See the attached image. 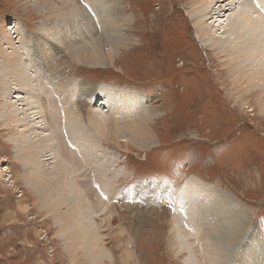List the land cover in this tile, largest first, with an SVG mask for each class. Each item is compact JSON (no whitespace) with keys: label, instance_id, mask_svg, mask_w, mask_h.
Returning a JSON list of instances; mask_svg holds the SVG:
<instances>
[{"label":"rangeland","instance_id":"1","mask_svg":"<svg viewBox=\"0 0 264 264\" xmlns=\"http://www.w3.org/2000/svg\"><path fill=\"white\" fill-rule=\"evenodd\" d=\"M198 1L50 0L47 8L37 10L33 0H0V264H186L189 250L193 255L188 264H209L208 247L195 241L201 238H192L194 229L186 228L180 216H188L186 207H178L192 177L245 208L247 233L256 229L262 236H257L260 250L246 261L264 264V74L258 77L262 89L245 94L244 70L231 67V34H225L227 43H213L206 34L208 44L201 40L196 26L206 30L216 13L198 12ZM240 4L254 17L264 14ZM225 9L214 25L228 22L233 9ZM112 26L114 37L123 38L113 53L109 48L115 38L106 31ZM40 36L55 41V46L41 42L40 54L49 59L45 65L34 54ZM95 39L109 50L110 65L88 66L72 57L68 47L74 50ZM9 51L19 65L20 54L24 57L25 73L35 70L39 92L32 105L23 85L18 91L21 76L13 72L9 78L3 71ZM251 59L255 57L242 63ZM98 84L107 90L91 101L87 91ZM122 89L146 99V112H141L156 145L143 150L125 137L112 144L90 126L89 108L100 107L106 117L108 107L99 106L100 101L109 97L108 91ZM16 94L30 108L27 113L32 111L30 118L37 117L34 124L43 119L52 135L47 141L50 155L39 158L42 165L64 173V183L53 173L41 178L25 171L35 158L25 159L20 144L29 143L33 133L23 114L19 127L1 114L8 101L21 106ZM64 107L71 113L65 117L77 119L72 129L66 130ZM21 129L18 141L14 136ZM28 179L38 185L31 188ZM215 198L211 205L217 212L222 205L230 208ZM187 203L191 215L194 208ZM176 225L190 235L189 250L174 240ZM201 228L204 232L209 226ZM243 246L230 264H241Z\"/></svg>","mask_w":264,"mask_h":264},{"label":"bare ground","instance_id":"2","mask_svg":"<svg viewBox=\"0 0 264 264\" xmlns=\"http://www.w3.org/2000/svg\"><path fill=\"white\" fill-rule=\"evenodd\" d=\"M33 1H34V6L37 10L47 8L48 5L50 4V0H33ZM198 2H199L198 4L195 3L196 6H200L198 7L197 10L198 12H202L203 15L207 14L209 11H214L216 13L215 15H213L215 17L212 18V15L210 16L209 19H213V21H210V23L219 22V19L225 15L224 14V12L226 11L225 8L229 10L233 9V12L232 13L229 12L230 14L227 16L228 22L226 24L222 23L221 25V23H218L217 25H214L213 23L212 24L209 23V26L208 25L206 26V30H202L201 29L202 27L201 26L199 27L198 25L196 26V28L204 44H208L206 43L207 39L205 38L204 34L208 35L207 38H209V40H211V42L213 43L218 44L219 41H225L227 43V40H225L224 38H226L225 35L226 32H229L232 36V38L229 39L231 40L230 43L234 44L231 45L233 49L232 54L234 57L232 60L233 63L231 67L233 69L235 68L243 69L244 74L247 76V79L244 80L245 82L244 85H247L246 90H244V93L248 94L251 88H255L256 90L260 91L262 89L261 88L262 85L259 84L260 83L259 80L261 79H258V77L264 74V68H263L264 67V20L261 19V16H263L264 14L261 15L260 13L264 12V0H254V1L253 0H201ZM223 2L224 4H221ZM241 2H245V6L247 8H251V10L253 9L255 11L256 9V11H260V13L257 12L260 14L259 16L260 19L258 18V16L254 17L253 15H250V12L252 11L245 9L243 5L240 4ZM24 7H26L25 4ZM58 13L59 12H57V14ZM193 13L197 14V12L195 11H193ZM52 14L54 15L55 13ZM219 25L221 26L219 27ZM108 29L109 28H107L106 31L113 32L112 33L113 38L111 39H114L116 37V35L114 37L115 27H113V29L110 30ZM220 29H222L221 35L218 36L216 35V33ZM95 40H96L95 42H92L90 44L78 45L77 47L74 46V50L72 47H68L72 49L71 50L72 57H74L78 62L88 66L110 65L112 63V60L109 59L110 57V55H108L109 50L108 52H106L105 50L106 48H104V46L101 45L102 43H100L101 39H95ZM122 41L123 38L117 35V38H115V42H114L115 43L114 48L112 45L109 48L110 52L111 53L115 52L116 48L121 44ZM37 42H38L37 45L34 46L36 49V53L34 51V47H32V50L34 51V54L37 56L38 58L37 60L40 61V64L45 65L49 59H47V61L43 60L45 55L43 56L42 54H40V49L43 50L41 42H45V43L48 42L51 44V46H55L54 45L55 41L52 37L44 39L43 37L40 36V38L37 39ZM13 53L12 51H9L8 54H6V56L4 57L5 68L3 69V71L5 72V75H7L9 78L12 77L14 73L21 76L20 87H19V83L18 82L16 83V85L18 86L17 87L18 91L19 88H20L19 92H21V90L25 88L29 93L28 99L30 98L29 99L30 105H32L34 101L33 100L34 95H36V93L38 95L39 92V87H37V82L39 81H37V77H35V73H34L35 70L33 69L34 71H32V73L30 74L25 73L26 68L25 66H23L22 63V60L24 61V57L20 54V65H19L17 59L15 58L16 56H14ZM247 57L250 58L255 57V59L253 60L251 59L249 61L242 63V61ZM257 57H259L260 64L257 63ZM240 82L242 83L241 80ZM9 84L11 86L13 85V83L11 82ZM56 86L62 88L61 85L58 83ZM104 90L106 91L107 89L103 88L102 84H98L94 87H90L89 91H87L88 94L91 95V99L90 98L89 99L91 101L96 98L100 99L101 94L102 93L105 94ZM108 95L109 97L104 101H100V105H99L106 108L108 107V111H107L108 115H106V117L104 115L105 113L101 111L102 109L100 107L99 109L97 107L94 109L92 107L89 108L91 109V111L88 112L86 117L89 120L90 126L93 127L92 129L95 130V132L99 130V132L104 135V138L109 140L110 143L112 144H118L117 140L119 138L125 137L127 138V140H129V143L131 145H134L143 150L150 148L152 145H156V143L158 142L156 140L154 131L151 128H149V126H145L144 124V120H146L145 118L147 117V115L146 113L145 114L143 113L146 110L145 105L143 104L144 103L143 100L146 99H144L142 95L137 94L135 90L134 91H130V90L128 91L125 89L118 91L110 90L108 91ZM20 97L21 95L18 94H16L15 96V98L17 99L19 98L18 100H20ZM104 98H106V96ZM125 99L129 101H126ZM20 101H21L20 102L21 106L19 108L14 107L15 103L8 101L6 103V108L4 112H2L1 114L3 116V113H6L7 117L4 116V118L12 122L13 127L14 126L19 127L20 124H22L20 120V113L23 114L24 117L21 118L23 120L24 119L26 120L25 121L26 125L30 126L31 129L30 131H32L33 133V135L31 134L32 138L30 139L29 143L24 142L23 144H20L19 151L24 154L25 159L35 158V162L32 165L24 166L25 171L30 174H35L37 176H40L41 178L47 177L49 176L48 174L53 173L59 182L64 183L62 178L64 177V173L61 174L59 173L60 170H54L53 166L52 168L48 167L49 164H47L46 166L42 165L41 159L39 158L42 155V153L43 154L45 153L46 155H50L49 152L52 149V146H50V144L47 141L52 139V135H50L47 131H45V127H44L45 124L43 122V119L39 121L40 125L34 124V121L37 119V117L33 118L34 115L32 114V111L27 113V111H29L30 108L24 106L27 105L24 99H21ZM113 101L115 104V108H113L114 107ZM131 105H135L136 107L130 109ZM9 106H11V108H9ZM127 107L129 108V111L127 110ZM67 112L68 110H65L64 107V117L66 116ZM30 114L33 115V116L31 115L32 118H30ZM70 114L67 115L70 116ZM135 114H140L141 116L139 117L142 119L135 121L130 119V117H132ZM113 116L115 117L114 119H112ZM122 118L124 119L126 118V119L123 120ZM119 119H122L123 121H120ZM63 121H65L66 123L65 124L66 130L72 129L73 127H75V125H77V119H75L74 117H69V119L68 117H65V120ZM86 124H88V122ZM34 127L40 128L43 131L41 130L33 131ZM22 132L24 133L23 129L19 130L17 133H15L16 135L14 136V138L19 141V136L20 133L22 134ZM35 134L38 135L36 136ZM74 135L75 134H72L69 135L68 137L72 138L74 137ZM66 137H67V132H66ZM32 143H34V146L38 148L31 149L29 144ZM129 143H126V145H129ZM53 148L56 151V148L55 147ZM38 153L40 155H38ZM26 182L28 186L30 183L31 188H35V186L38 185L37 184L38 181L32 182L29 180L28 183V181L26 180ZM185 185H186V189L185 191H183L184 195L182 196L179 195L180 197H178L177 200H178V207L181 208V211L186 207V213L188 214V216L187 215L183 216L182 215L183 213H181L180 216L184 219L186 228L194 229V231H192L193 234H191L192 238L195 237L201 238L202 240L195 239V241H198V243L201 241V244L203 246L208 247L207 248L208 263L212 264L213 261H216L217 264H223V262L224 264L227 262H229L228 264H230V262L234 258V254L240 248V244L243 243L244 246L242 250H239L241 252L238 254L240 256L239 257L240 263L251 264L250 262L246 261L247 260L246 258L248 257L249 261L254 259L252 255L260 250L259 247L260 245L258 246L259 238L257 236L258 234L260 238L262 236H260L261 234L256 229H254L251 232V234L253 235L247 233V217L244 214L245 208L243 210L239 205V201L237 202L236 200L232 199V197H230L229 194L221 196L215 190L213 185L206 184L195 177L187 179ZM214 196H216L215 199L222 198L220 199L221 200L220 202L225 203L227 205L230 204V208L228 209L226 208V205H222L219 207V210L217 212L211 205V199H213ZM187 202L189 203L192 202L194 208V209L192 208L193 211H191V215H189L190 207H187L185 205V203ZM234 206L239 207L240 211L234 210ZM224 213H228V214H224ZM201 225L209 226V229H207V231L204 230L203 232ZM173 232L175 234L174 240L177 242V244L189 250L191 245L188 237L190 235L188 234L186 229L181 230L180 226L179 227L177 226V228H174ZM206 239H210V242L204 241ZM189 252L190 254L187 255L186 259H184V262H186V264L190 263L189 261L193 255V250H189ZM90 253L95 254V250L91 249Z\"/></svg>","mask_w":264,"mask_h":264},{"label":"trees","instance_id":"3","mask_svg":"<svg viewBox=\"0 0 264 264\" xmlns=\"http://www.w3.org/2000/svg\"><path fill=\"white\" fill-rule=\"evenodd\" d=\"M211 146H209V148H210Z\"/></svg>","mask_w":264,"mask_h":264}]
</instances>
